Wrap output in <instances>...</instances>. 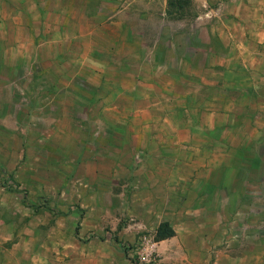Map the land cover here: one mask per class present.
Instances as JSON below:
<instances>
[{
    "label": "rangeland",
    "instance_id": "1",
    "mask_svg": "<svg viewBox=\"0 0 264 264\" xmlns=\"http://www.w3.org/2000/svg\"><path fill=\"white\" fill-rule=\"evenodd\" d=\"M196 1L169 15L163 0H0V264H264V66L209 57L228 49ZM121 68L141 73L136 94ZM168 68L158 109L176 122L138 152L98 100L128 119ZM213 107L221 120L201 123Z\"/></svg>",
    "mask_w": 264,
    "mask_h": 264
},
{
    "label": "crops",
    "instance_id": "2",
    "mask_svg": "<svg viewBox=\"0 0 264 264\" xmlns=\"http://www.w3.org/2000/svg\"><path fill=\"white\" fill-rule=\"evenodd\" d=\"M106 3H111L113 1H116L117 4L119 3V0H102ZM158 1V0H154ZM196 0H191L192 4H195ZM165 3L166 0H163ZM198 2V1H196ZM215 6H210V0H199L197 6L201 9V12L198 14L200 18L203 17H211L216 16L217 18L214 19V23L212 24V35H210V38L212 37V40L219 44L223 45L228 51H221L213 47H208V54L209 57H217L218 60L225 59V60H236L239 63H243L246 68H252V64H256L258 67V70H260V67H263L262 60L264 61V0H213L212 1ZM124 3L122 4V6ZM165 5V4H164ZM154 6L151 5L150 9H152ZM167 6V2H166ZM163 7V6H162ZM147 9V12L148 10ZM166 9V7H165ZM163 8L162 14L167 13ZM142 13H145L142 11ZM102 22L101 24H103ZM115 26L120 27H128L127 23L125 25L117 24ZM142 43L143 46H146L148 49L150 47L148 44L144 41L143 37L135 38L133 41H138ZM176 49V48H175ZM154 53H151L149 62H143V64L149 65L150 62H156V51L153 50ZM176 52L181 53L179 51V47L176 49ZM175 52V59L182 60L184 57L180 55V57ZM145 53V52H144ZM135 54V53H134ZM222 56L224 58H222ZM144 54L141 53L140 58L142 61L145 60ZM187 59V58H186ZM184 59V60H186ZM142 66H140L141 68ZM173 68V67H172ZM264 68V67H263ZM121 73H132L134 74L136 78L137 85L133 87V95L136 94L137 90H139V86L142 83L140 79L141 73L138 71H132L126 68H121ZM172 69H164L162 72L158 73L159 77L165 80L164 87H155L153 83H146L148 85V94L145 96L140 95L141 105H138L137 100L134 99L136 96H132V106L131 108L128 107V109L132 110V116L130 118H125L124 109L120 108L119 105H113L108 106V103H104L101 99L99 101V118L98 120L101 122L102 125L105 126V129L108 127V115L106 114L108 109H113L117 119L115 121V124H125L128 123L129 132L133 137L139 136L144 139V143L140 144L137 143L135 146L133 145V148L136 151H140L142 153H145V150H147V154L151 153L150 148H156L158 141L156 139L157 135L155 134V128L154 125L156 123H162L164 125H168L170 123H175L176 119H174V115L170 110H162L164 109L161 107L158 109L159 104L163 105L164 102L162 98L157 96L158 94H163V96L167 94L173 93L176 82L173 79L172 76ZM252 73V71H249ZM264 74V73H263ZM101 75V73H100ZM143 84V83H142ZM232 90L237 91H244V89H241L240 86H232ZM260 90H264V86L260 88ZM92 94V93H90ZM136 98V97H135ZM161 99V100H160ZM68 101L72 102L75 101L74 99H68ZM82 104V107L89 106L93 101L89 97L88 99L79 101ZM49 102H46V104H49ZM97 103V102H96ZM158 103L157 107L155 104ZM173 103V102H171ZM166 104V103H165ZM172 106V105H171ZM170 106V108H171ZM200 113H201V109ZM118 113V114H117ZM122 113V115H121ZM202 119L200 120L201 123L207 122L208 117H210L209 123H206L208 125H213L215 122H218L221 120V115L219 110H216L214 107L210 109V111L205 112L203 111ZM68 119H75L73 112H70L68 115ZM206 118L207 121H206ZM127 120V121H126ZM180 121V120H179ZM107 132V130H105ZM106 151L104 149H101V152ZM139 167V166H138ZM144 167V166H143ZM130 171L134 169V166L130 167ZM166 168V167H165ZM151 196V197H150ZM150 201H153L156 197L155 195H150ZM159 199H155V201L158 203L160 201H157Z\"/></svg>",
    "mask_w": 264,
    "mask_h": 264
},
{
    "label": "trees",
    "instance_id": "3",
    "mask_svg": "<svg viewBox=\"0 0 264 264\" xmlns=\"http://www.w3.org/2000/svg\"><path fill=\"white\" fill-rule=\"evenodd\" d=\"M167 2V14H177L184 9L185 5H189L191 3V0H166ZM261 159L264 162V155L261 154ZM174 234V231L167 225L166 222L161 223L157 230H156V236L160 239L165 238L167 236H171Z\"/></svg>",
    "mask_w": 264,
    "mask_h": 264
}]
</instances>
